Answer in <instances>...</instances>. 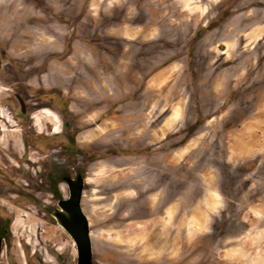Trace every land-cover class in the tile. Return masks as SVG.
Listing matches in <instances>:
<instances>
[{"label": "rangeland", "instance_id": "rangeland-1", "mask_svg": "<svg viewBox=\"0 0 264 264\" xmlns=\"http://www.w3.org/2000/svg\"><path fill=\"white\" fill-rule=\"evenodd\" d=\"M78 173L94 264H264V0H0V264H76Z\"/></svg>", "mask_w": 264, "mask_h": 264}, {"label": "water", "instance_id": "water-1", "mask_svg": "<svg viewBox=\"0 0 264 264\" xmlns=\"http://www.w3.org/2000/svg\"><path fill=\"white\" fill-rule=\"evenodd\" d=\"M23 105L22 101L20 100ZM68 195L57 201V207L51 215L57 223L71 236L77 249L76 264H94V245L91 225L83 207L85 178L65 177ZM3 238L0 236V255Z\"/></svg>", "mask_w": 264, "mask_h": 264}, {"label": "flooded vegetation", "instance_id": "flooded-vegetation-1", "mask_svg": "<svg viewBox=\"0 0 264 264\" xmlns=\"http://www.w3.org/2000/svg\"><path fill=\"white\" fill-rule=\"evenodd\" d=\"M120 52L121 51H110V50H104V51H96L95 52H85L86 55L84 56V60H81L80 62L82 64H84V66L86 68H88V80H90L91 78V82H93L94 80H98V72L101 73V76L103 77L102 73L104 74L105 72H109V70H111V72L113 73V75L116 76L115 73L118 72V68H119V64H120ZM75 54V51H69V54ZM47 58L44 60V62H46V60H48L49 62H52V64H54V61H52L51 59H49L50 56H46ZM144 57L143 55H139L137 56L138 58V62H142L141 58ZM52 58H55V56H53ZM56 58H59L60 60V55L56 56ZM149 68H146L145 70H148ZM115 72V73H114ZM86 79V78H85ZM84 79V80H85ZM82 80V79H81ZM79 82H81L78 79H75L73 86L78 85L79 86ZM91 85H88V87L90 88V94L89 97L87 99V104L90 106H99V107H104V106H118V105H122L124 104V89L121 85V83L119 82H114V83H109V82H105V81H101L98 82L97 87L93 86V83H91ZM57 84V85H56ZM59 83H53L52 88H53V92L55 93L57 90L56 86H58ZM81 87V86H79ZM141 88V86H138L137 89L139 90ZM96 90L98 92H96ZM58 91V90H57ZM57 93V92H56ZM60 95V93H58ZM15 98L18 100V102L20 103V107H21V112L23 116H27L28 114V107L27 104L24 100V98L22 96H20L19 94H15L14 95ZM20 100L22 101L23 105L21 104ZM105 110H108V107H106ZM81 175L82 177L85 178V176L81 173H78L76 176L77 177ZM64 176L63 179H65ZM55 193L57 194V191H55ZM55 194V195H56ZM59 199H62L60 197L57 198V201Z\"/></svg>", "mask_w": 264, "mask_h": 264}]
</instances>
